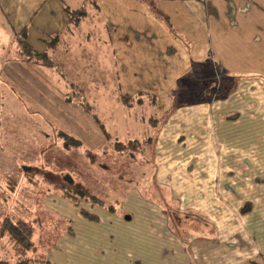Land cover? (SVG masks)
I'll return each instance as SVG.
<instances>
[{"label": "crops", "instance_id": "0c3cea01", "mask_svg": "<svg viewBox=\"0 0 264 264\" xmlns=\"http://www.w3.org/2000/svg\"><path fill=\"white\" fill-rule=\"evenodd\" d=\"M83 8L85 15L73 20L71 12ZM25 47L48 57L74 47L103 54L124 94L167 117L150 142L157 180L178 201L181 218L179 229L162 199L136 187L126 195L139 202L135 218L112 205L75 204L65 189L50 186L41 202L43 231L33 227L32 251L40 263L264 261V0H0V116L3 85H48L36 71L46 67ZM195 76L211 78L206 96L175 106L174 88L200 84ZM86 206L100 215L97 221L86 218ZM192 219L204 226L193 229ZM65 220L72 224L65 227ZM184 226L193 232L183 234Z\"/></svg>", "mask_w": 264, "mask_h": 264}, {"label": "rangeland", "instance_id": "374dc122", "mask_svg": "<svg viewBox=\"0 0 264 264\" xmlns=\"http://www.w3.org/2000/svg\"><path fill=\"white\" fill-rule=\"evenodd\" d=\"M91 8L95 12V8ZM150 8L155 15L162 17L155 6L150 5ZM85 13L83 8L73 17L76 20ZM79 48L74 47L64 55L55 53L46 60L31 59L46 67L36 71L48 80V85H3L5 98L0 116V261L5 264H45L35 258L33 245L24 248L5 227L11 222H24L32 232L33 227L38 225L36 230L41 233L39 220L41 215L44 217L41 202L50 186L75 194L78 190L76 185H79L89 191V195L120 208V214L122 211L132 213L135 218L140 212L139 202L134 196L127 198L126 195L132 187H136L151 199H162L159 201L161 206L170 208L166 211L180 229L178 201L171 192L164 194L161 189L164 185L157 180L155 142L149 140L156 137L160 128L155 118L157 113L149 108L148 102L121 91L114 67L98 56L103 54L97 55L89 50L83 52ZM194 80L200 84L184 82L174 88L171 98L175 106L195 105L206 96L208 87L212 85L211 78L206 80L195 76ZM220 87L218 93L222 94L224 88ZM39 91L44 94L42 99L39 98ZM130 104L136 105L135 108L129 109ZM163 119L159 118L160 125L164 123ZM102 124L108 133H104ZM134 154L136 158H132ZM23 165L33 166V170L24 172ZM68 175L74 180L73 184L63 179ZM158 189L163 195L158 193ZM123 203L125 207H122ZM249 206L247 204L243 209ZM96 208L101 210L100 205ZM85 209L91 216L99 215L87 206ZM65 218L71 220L66 214ZM86 218L97 221L100 215L97 219ZM189 222L191 227H197L193 229L204 226L203 222L195 219ZM69 224L72 222L65 220V227ZM189 231L193 232L192 228L181 227L183 234ZM260 235H263L262 230ZM150 244L154 246L152 242ZM122 249L124 252L129 250L126 247ZM123 251L118 252L121 258Z\"/></svg>", "mask_w": 264, "mask_h": 264}, {"label": "trees", "instance_id": "16d2710c", "mask_svg": "<svg viewBox=\"0 0 264 264\" xmlns=\"http://www.w3.org/2000/svg\"><path fill=\"white\" fill-rule=\"evenodd\" d=\"M80 11V10H78ZM78 11H72L71 12V16L74 19L73 15L75 13H77ZM162 16L165 18V20H167V18L162 14ZM78 20V18L76 19V21ZM25 50L27 51V53H29V55H31V57L36 58V60L41 61V60H46L45 58H49L47 56V54L45 53H32L31 50L28 47H25ZM43 62V61H42ZM158 122V124L160 123L159 121V116L155 117ZM165 119L167 117H164ZM98 122V121H97ZM99 123V122H98ZM153 126L155 124H152ZM104 131V133H108L105 128L104 125L102 124L101 127ZM149 140H151V138H149ZM132 142H135V140H132ZM72 180V179H71ZM73 184V180L71 182ZM76 188L78 190H76V193L71 194V193H65V197L72 200L73 202H75V204H80V202L82 201L83 198L88 199L89 201L92 200L93 203H97V204H106V202H104L103 199L98 198L94 195H89L90 192L84 190L83 188H81V186H77ZM165 187L163 186L161 189L163 190ZM164 191V190H163ZM249 207L243 209V211H247ZM85 214L89 217H91L92 219H97L96 216H91L89 215L87 212H85ZM202 219V218H201ZM204 220V219H203ZM5 229L14 237V239L20 243L24 248H30L32 246V235L33 232L31 230V228L24 222H18L17 224L14 223H9L7 224V226L5 227ZM0 264H5L4 262L0 261Z\"/></svg>", "mask_w": 264, "mask_h": 264}, {"label": "water", "instance_id": "95a60500", "mask_svg": "<svg viewBox=\"0 0 264 264\" xmlns=\"http://www.w3.org/2000/svg\"><path fill=\"white\" fill-rule=\"evenodd\" d=\"M67 177H70V176H67ZM71 182V181H70Z\"/></svg>", "mask_w": 264, "mask_h": 264}]
</instances>
